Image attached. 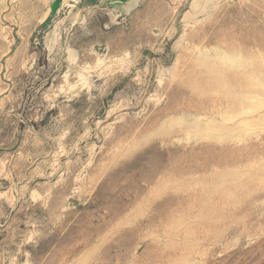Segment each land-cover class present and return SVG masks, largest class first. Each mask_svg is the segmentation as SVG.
I'll return each mask as SVG.
<instances>
[{"label": "rangeland", "instance_id": "rangeland-1", "mask_svg": "<svg viewBox=\"0 0 264 264\" xmlns=\"http://www.w3.org/2000/svg\"><path fill=\"white\" fill-rule=\"evenodd\" d=\"M0 264H264V0H0Z\"/></svg>", "mask_w": 264, "mask_h": 264}]
</instances>
